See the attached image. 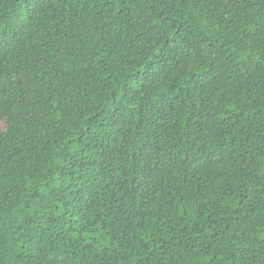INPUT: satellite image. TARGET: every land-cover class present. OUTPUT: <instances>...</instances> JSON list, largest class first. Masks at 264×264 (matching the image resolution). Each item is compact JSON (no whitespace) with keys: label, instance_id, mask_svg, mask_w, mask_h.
I'll return each instance as SVG.
<instances>
[{"label":"trees","instance_id":"trees-1","mask_svg":"<svg viewBox=\"0 0 264 264\" xmlns=\"http://www.w3.org/2000/svg\"><path fill=\"white\" fill-rule=\"evenodd\" d=\"M0 264H264V0H0Z\"/></svg>","mask_w":264,"mask_h":264},{"label":"rangeland","instance_id":"rangeland-1","mask_svg":"<svg viewBox=\"0 0 264 264\" xmlns=\"http://www.w3.org/2000/svg\"><path fill=\"white\" fill-rule=\"evenodd\" d=\"M0 129L3 131L5 129V126L0 123Z\"/></svg>","mask_w":264,"mask_h":264}]
</instances>
